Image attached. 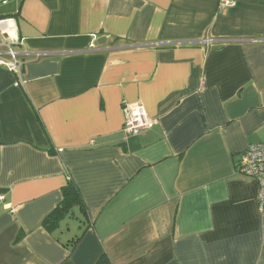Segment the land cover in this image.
<instances>
[{
	"label": "crops",
	"instance_id": "0c3cea01",
	"mask_svg": "<svg viewBox=\"0 0 264 264\" xmlns=\"http://www.w3.org/2000/svg\"><path fill=\"white\" fill-rule=\"evenodd\" d=\"M1 19L23 66H0V264H264L235 171L264 143V0H0ZM135 104L155 125L126 136ZM69 182L85 212L49 231Z\"/></svg>",
	"mask_w": 264,
	"mask_h": 264
},
{
	"label": "built area",
	"instance_id": "2783aa9c",
	"mask_svg": "<svg viewBox=\"0 0 264 264\" xmlns=\"http://www.w3.org/2000/svg\"><path fill=\"white\" fill-rule=\"evenodd\" d=\"M234 6L235 3L229 1H220L219 3L220 10ZM0 34L4 36L3 46L6 48V52L0 53V66L18 74L22 70L23 63L18 59L15 47L21 45L22 41L17 37L12 19L0 20ZM122 111L124 119L122 131L126 136L141 135L155 125L145 109L139 104L124 105ZM235 171L257 183L259 214L264 228V143L249 146L237 161ZM3 201L4 196L0 194V202Z\"/></svg>",
	"mask_w": 264,
	"mask_h": 264
},
{
	"label": "trees",
	"instance_id": "16d2710c",
	"mask_svg": "<svg viewBox=\"0 0 264 264\" xmlns=\"http://www.w3.org/2000/svg\"><path fill=\"white\" fill-rule=\"evenodd\" d=\"M61 193V203L43 222L44 227L49 231H52L56 227L57 221L62 220L68 214L72 213L74 207H78L81 211L85 212L80 194L74 184L71 182L66 184ZM100 264H107V262L101 261Z\"/></svg>",
	"mask_w": 264,
	"mask_h": 264
},
{
	"label": "water",
	"instance_id": "95a60500",
	"mask_svg": "<svg viewBox=\"0 0 264 264\" xmlns=\"http://www.w3.org/2000/svg\"><path fill=\"white\" fill-rule=\"evenodd\" d=\"M103 43H104V40L101 39V40H99V41L96 43V45H101V44H103Z\"/></svg>",
	"mask_w": 264,
	"mask_h": 264
},
{
	"label": "rangeland",
	"instance_id": "374dc122",
	"mask_svg": "<svg viewBox=\"0 0 264 264\" xmlns=\"http://www.w3.org/2000/svg\"><path fill=\"white\" fill-rule=\"evenodd\" d=\"M78 217V216H77Z\"/></svg>",
	"mask_w": 264,
	"mask_h": 264
}]
</instances>
